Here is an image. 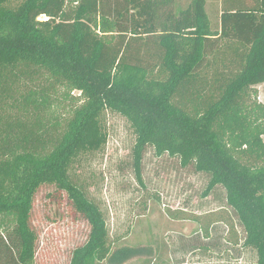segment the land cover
<instances>
[{"label":"trees","instance_id":"16d2710c","mask_svg":"<svg viewBox=\"0 0 264 264\" xmlns=\"http://www.w3.org/2000/svg\"><path fill=\"white\" fill-rule=\"evenodd\" d=\"M186 2L0 0V86L6 71L16 77L22 64L48 72L68 95L79 90L84 100L63 132L42 123L28 134L1 131L0 264L33 263L38 236L31 213L44 184L66 191L90 225L69 264L140 255L134 247L113 248L101 205L71 179L81 157L107 144L108 112L134 130L141 185L149 146L157 157L178 158L181 167L206 174L204 196L224 190L242 245L264 264V104L244 100L264 84V0H221L216 17L206 0ZM224 80L217 98L201 101L204 84ZM183 88L197 94L187 99L192 107L178 100ZM46 95L36 90L25 97L39 106ZM205 243L200 247L208 249Z\"/></svg>","mask_w":264,"mask_h":264},{"label":"rangeland","instance_id":"374dc122","mask_svg":"<svg viewBox=\"0 0 264 264\" xmlns=\"http://www.w3.org/2000/svg\"><path fill=\"white\" fill-rule=\"evenodd\" d=\"M186 1L179 3L186 5ZM220 2L206 0L211 17L218 15L215 12ZM14 71L17 76L12 78L10 69L6 71L0 86V133L14 129L28 134L40 123L63 132L84 101L81 92L73 90L68 95L65 84L35 67L20 64ZM225 82L204 84L201 101H209L212 95L217 98ZM254 89L257 92L246 94L245 102L264 104V84ZM36 90L46 92V99H40L45 104L26 101L25 96ZM191 91L183 88L178 95V100L189 102L188 107L193 103L187 99L197 95ZM106 119L107 144L81 157L71 170V179L101 205L113 248L134 247L140 255L123 261L120 253L114 260L98 264H256L257 252L242 245L243 230L226 204L224 190L204 196L206 174L181 167L178 158L157 157L151 146L144 153L145 186L141 185L133 167L136 136L131 124L113 112H108ZM248 160L261 164L259 159ZM31 226L38 236L32 264H69L73 249L82 245L90 232L89 223L75 209L68 193L52 184L37 191ZM202 243L209 248L200 247Z\"/></svg>","mask_w":264,"mask_h":264}]
</instances>
